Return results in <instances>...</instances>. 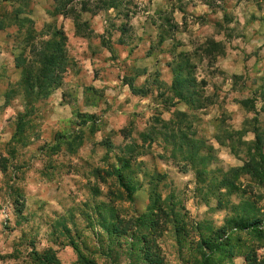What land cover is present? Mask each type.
Wrapping results in <instances>:
<instances>
[{
	"label": "rangeland",
	"instance_id": "rangeland-1",
	"mask_svg": "<svg viewBox=\"0 0 264 264\" xmlns=\"http://www.w3.org/2000/svg\"><path fill=\"white\" fill-rule=\"evenodd\" d=\"M57 1L0 0V264H264V177L229 174L260 161L264 0ZM61 35V87L27 99L15 58Z\"/></svg>",
	"mask_w": 264,
	"mask_h": 264
},
{
	"label": "trees",
	"instance_id": "trees-1",
	"mask_svg": "<svg viewBox=\"0 0 264 264\" xmlns=\"http://www.w3.org/2000/svg\"><path fill=\"white\" fill-rule=\"evenodd\" d=\"M64 1L65 0L57 1V7L55 10L58 11L57 12L58 15H61L62 13V15L66 17L70 14L67 7H65L64 10L60 9V5L62 8V5H64ZM59 10H60V13H59ZM77 27H78V24L75 23V28ZM6 28H7V25L5 23V20L0 18V32L4 31ZM64 39L65 38L63 37V35H61V40H57V38L56 39L53 38V42L51 41V42H46L45 44H42L45 46V50L47 52L46 53L43 51H42L43 53L38 52L37 57H35L34 59H31V61L28 60V64H29L28 67L27 65H25L26 64L25 58H23L22 55H19L15 58V63L17 67L21 69V80H20L19 87L20 89H22L27 99L31 98L32 100H37L40 97H45L50 90H55L61 87L62 74L66 70L65 68L66 59L65 57H63ZM207 45H209V47L211 46V48L208 50L211 52L213 48L219 49L218 47H220V52L218 56H224L222 43L208 41ZM31 52H33L32 55L36 53L34 52V50L32 51V47H30V53ZM37 65H39V69H35V66ZM179 74L180 73L176 74L175 79L173 81V86H172V90L177 91V96H176L177 100L184 101L185 104L189 106L196 104V101L194 99L196 95L194 92L189 93L190 95L187 99H185L184 97V94L189 92V88L194 87V84L193 86H190V83H189L190 81L188 80V78L187 79L181 78ZM132 88H133L132 85L129 84V89L134 90ZM198 107H200V105H198ZM261 112L264 113V101L262 102V105H261ZM247 132H250L253 134L252 141L243 143L246 147L247 154L251 153V150L254 152H257L258 156H260V161L256 162V157L254 156L253 158H251V155L249 154L250 160L253 162L252 167L248 165L249 163H246L241 168L230 169L229 174H230V177H232V181H236L239 175H241V173L243 172L244 173L246 172L248 175L252 177L256 176L260 172V176L264 177V160H263L264 156L261 153L264 147V135L258 131V128L253 129L252 131H247V130L240 131L238 135L242 137L243 135H246ZM217 143L220 144L219 141H217ZM210 160L211 159L209 158L207 161V167L211 163ZM258 166H259V169H261L262 171L258 169ZM203 169L204 171H202V173L198 177L199 181H205L206 168L204 167ZM222 181H229V179L225 180L223 178ZM220 250H221V245L218 244L216 246H213L210 249V252L213 253L216 251L218 252ZM204 262L206 263L207 261L205 260ZM77 264H96V263L93 261H86L85 259L79 257V261L77 262Z\"/></svg>",
	"mask_w": 264,
	"mask_h": 264
},
{
	"label": "crops",
	"instance_id": "crops-1",
	"mask_svg": "<svg viewBox=\"0 0 264 264\" xmlns=\"http://www.w3.org/2000/svg\"><path fill=\"white\" fill-rule=\"evenodd\" d=\"M202 4H201V7L202 8H207L208 9V6L206 5V4H204L203 2H201ZM206 41V40H205ZM215 42V41H214ZM216 43H219V42H216ZM229 53V51H227V54H226V56L223 58V60H225V59H229L230 60V62H233V61H235L234 63H237L236 64V66H235V68L236 69H243V68H246V70H250L249 69V67L248 66H250L251 67V65H249L250 64V61H247L245 64L243 63V62H241V65H239L238 66V61H237V59H236V57H235V55H231V54H228ZM0 57H1V54H0ZM229 57V58H228ZM245 59H247V57L245 58ZM263 59L264 58H261V57H259L258 59H255L256 61L255 62H258V64L256 65V66H254V67H252V70H260L259 68L262 66L261 65V62H263ZM248 64V65H247ZM255 67H259L258 69L257 68H255ZM229 70H232V67H229V69L227 70V72H229V73H231V71H229ZM249 72V71H248ZM261 72V71H260ZM20 80H21V77L19 78V82H20ZM261 84H263L264 85V83H261ZM59 89V88H58ZM56 90V89H55ZM248 134H251L252 135V138H253V134L252 133H250V132H247V134L246 135H248ZM250 141H252V140H250ZM246 142H248V141H246Z\"/></svg>",
	"mask_w": 264,
	"mask_h": 264
}]
</instances>
